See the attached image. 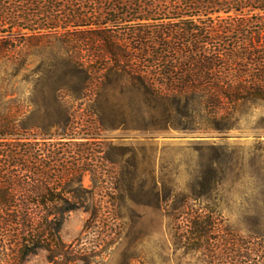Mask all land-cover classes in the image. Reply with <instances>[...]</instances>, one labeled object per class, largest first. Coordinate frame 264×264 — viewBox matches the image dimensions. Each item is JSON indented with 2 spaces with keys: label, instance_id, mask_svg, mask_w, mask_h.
Wrapping results in <instances>:
<instances>
[{
  "label": "trees",
  "instance_id": "1",
  "mask_svg": "<svg viewBox=\"0 0 264 264\" xmlns=\"http://www.w3.org/2000/svg\"><path fill=\"white\" fill-rule=\"evenodd\" d=\"M51 38L63 42L82 81L51 89L65 117L59 139L31 121L35 107L23 115L0 110V264H22L39 250L50 264H99L92 259L111 243L61 237L76 208L89 214L84 229L113 212L104 169L94 187L82 182L106 161L92 147L102 145L97 122L105 112L92 107L94 124L83 127L61 104L66 95L96 100L114 78L160 106L165 123L185 117L187 130H230L243 106L264 105V0H0V59ZM185 207L169 215L179 247L203 264H264V237L245 240L212 211Z\"/></svg>",
  "mask_w": 264,
  "mask_h": 264
},
{
  "label": "rangeland",
  "instance_id": "2",
  "mask_svg": "<svg viewBox=\"0 0 264 264\" xmlns=\"http://www.w3.org/2000/svg\"><path fill=\"white\" fill-rule=\"evenodd\" d=\"M62 45L52 38L26 41L18 56L0 59V110L23 115L35 107L31 121L41 124L40 131L51 140L62 137L65 120L51 89L77 87L83 76L69 67ZM121 85L112 78L96 100L69 95L61 100L76 110L83 127L94 124L88 115L92 107L105 112L97 122L103 128L98 138L102 145L92 147L106 161L86 172L82 182L94 187L104 169L110 187L104 198L116 214L105 213L97 228L84 229L89 214L76 208L64 219L62 239L110 240L92 259L101 260L99 264H203L173 236L170 216L184 206L221 216L245 240L251 234L264 237V105L243 106L230 130H187L182 127L185 117L176 114L165 123L160 106L155 111ZM22 264L50 263L39 250Z\"/></svg>",
  "mask_w": 264,
  "mask_h": 264
}]
</instances>
